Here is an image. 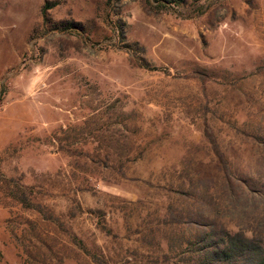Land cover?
<instances>
[{"label":"rangeland","instance_id":"obj_1","mask_svg":"<svg viewBox=\"0 0 264 264\" xmlns=\"http://www.w3.org/2000/svg\"><path fill=\"white\" fill-rule=\"evenodd\" d=\"M262 256L264 0H0V264Z\"/></svg>","mask_w":264,"mask_h":264},{"label":"trees","instance_id":"obj_2","mask_svg":"<svg viewBox=\"0 0 264 264\" xmlns=\"http://www.w3.org/2000/svg\"><path fill=\"white\" fill-rule=\"evenodd\" d=\"M223 249L224 250H222L220 252L222 255L218 257V258H220V260H222V259L224 260V259L229 257L228 252H230V246H224ZM255 264H264V256H262L260 259H258Z\"/></svg>","mask_w":264,"mask_h":264}]
</instances>
